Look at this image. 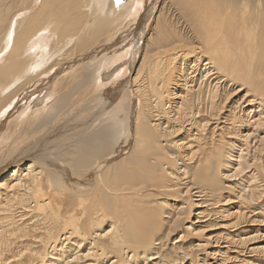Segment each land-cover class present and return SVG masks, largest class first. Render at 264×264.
<instances>
[{
	"label": "bare ground",
	"instance_id": "1",
	"mask_svg": "<svg viewBox=\"0 0 264 264\" xmlns=\"http://www.w3.org/2000/svg\"><path fill=\"white\" fill-rule=\"evenodd\" d=\"M0 264H264V0H0Z\"/></svg>",
	"mask_w": 264,
	"mask_h": 264
},
{
	"label": "rangeland",
	"instance_id": "2",
	"mask_svg": "<svg viewBox=\"0 0 264 264\" xmlns=\"http://www.w3.org/2000/svg\"><path fill=\"white\" fill-rule=\"evenodd\" d=\"M81 64H79V66H80ZM256 110H258L257 108H255ZM251 110H252V108H251Z\"/></svg>",
	"mask_w": 264,
	"mask_h": 264
}]
</instances>
